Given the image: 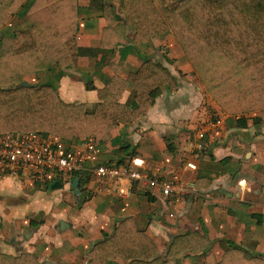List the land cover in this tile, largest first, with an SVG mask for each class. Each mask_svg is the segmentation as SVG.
I'll use <instances>...</instances> for the list:
<instances>
[{
  "label": "crops",
  "instance_id": "0c3cea01",
  "mask_svg": "<svg viewBox=\"0 0 264 264\" xmlns=\"http://www.w3.org/2000/svg\"><path fill=\"white\" fill-rule=\"evenodd\" d=\"M18 1L0 4V45L2 37L33 24L29 8L34 0H23L20 6ZM152 4L150 0H76V39L82 50L78 67L53 64L43 72L27 74L26 81L51 84L66 102L85 103L93 110L98 90L114 75L126 79L148 59L161 63L176 78V90L161 88L144 115L112 129L111 138L102 144V151L97 149V159L88 166L99 161L115 164L106 158V150L114 149L116 134L123 135L133 150L117 164L127 165L141 157L153 165V175L160 166L164 177L181 169L183 161L192 160L198 168L185 180L202 177L197 192L180 201L163 199L158 190L151 192L142 182L132 185L131 195L118 197L105 188L99 190L86 171L76 195L73 188H53L52 182L34 185L25 178L0 176V253L29 252L43 264H87L91 246L112 234L120 220L133 217L163 256L175 236L189 231L208 234L217 260L231 243L264 255V121H258L260 112H223L172 32H145L138 42L134 25L153 26ZM67 6L50 7L52 12L40 20L54 25L66 22L71 18ZM107 25L111 27L105 37L108 44L123 35L112 51L101 47ZM134 94L129 86L120 101L135 108ZM240 117L246 125H240ZM211 118L219 119V124L204 139H197L198 124ZM191 123L195 129H189ZM84 141L69 142L68 151L80 149ZM81 196L84 201L79 206ZM116 261L128 263L121 258ZM180 264L208 263L205 253H198L181 259Z\"/></svg>",
  "mask_w": 264,
  "mask_h": 264
},
{
  "label": "trees",
  "instance_id": "16d2710c",
  "mask_svg": "<svg viewBox=\"0 0 264 264\" xmlns=\"http://www.w3.org/2000/svg\"><path fill=\"white\" fill-rule=\"evenodd\" d=\"M22 1H18L19 6ZM150 1L153 26L135 24V39L140 41L145 32H172L223 112L243 115L259 111L258 121H264V0ZM59 3L68 4L70 19L55 25L40 20ZM29 15L33 20L29 29L1 39L0 135L36 132L68 142L93 137L100 145L111 138L112 129L144 115L161 88L176 90V78L168 68L150 59L126 79L114 75L98 90L99 101L93 110L85 103L66 102L48 83L21 86L27 74L43 72L53 64L77 68L82 52L76 39V0H34ZM110 28L107 25L103 29L101 47L112 51L123 35L108 44L105 37ZM129 86L134 89L135 108L120 101ZM238 120L246 125L244 117ZM201 179H195V186ZM80 199L79 206L84 201L83 196ZM210 246L207 233L189 231L175 236L163 256L152 237L138 228L133 217H127L116 224L112 234L91 246L87 264H118L117 258L127 264H180L181 259L198 253H205L208 264H264V255L235 243L217 260ZM0 264L43 263L34 254L23 252L0 253Z\"/></svg>",
  "mask_w": 264,
  "mask_h": 264
},
{
  "label": "built area",
  "instance_id": "2783aa9c",
  "mask_svg": "<svg viewBox=\"0 0 264 264\" xmlns=\"http://www.w3.org/2000/svg\"><path fill=\"white\" fill-rule=\"evenodd\" d=\"M219 119L211 118L198 124L195 132L197 139H204L207 132L219 124ZM69 142L43 133H9L0 135V176L11 175L25 178L32 184H53L60 181L62 186L72 188L75 177H83L86 171L97 180L98 189L115 192L118 197L131 195L133 184L146 183L149 191L158 190L163 199L180 201L190 193H196L195 181L185 180V175H193L197 164L192 160L183 161L181 169L164 177L161 167L148 166L141 157H134L127 165L96 162L97 147L93 137L85 139L80 149L68 151ZM130 183L131 187L125 186Z\"/></svg>",
  "mask_w": 264,
  "mask_h": 264
},
{
  "label": "rangeland",
  "instance_id": "374dc122",
  "mask_svg": "<svg viewBox=\"0 0 264 264\" xmlns=\"http://www.w3.org/2000/svg\"><path fill=\"white\" fill-rule=\"evenodd\" d=\"M188 126L190 130L195 129V125L193 123L189 124ZM113 140L115 142L114 149L113 150L110 149L108 151L106 150V154H107L106 158H111L112 163L117 164L118 160H120L121 158L122 159L127 158L128 155H130V153L133 150V147L129 145L128 141H126V138L123 135L117 136L116 134ZM122 145H124L125 147L121 148L120 146ZM98 149L102 151L103 145L102 144L98 145ZM90 179H91L90 182H93V185L97 184V180L94 177H90Z\"/></svg>",
  "mask_w": 264,
  "mask_h": 264
},
{
  "label": "water",
  "instance_id": "95a60500",
  "mask_svg": "<svg viewBox=\"0 0 264 264\" xmlns=\"http://www.w3.org/2000/svg\"><path fill=\"white\" fill-rule=\"evenodd\" d=\"M177 1L179 2L181 0H177ZM21 86H23V87H36V86H38V84L37 83H31V82H28V81H23L21 83ZM80 181H81V177H78V176L75 177L73 179V181H72V188L74 189V193L76 195H79L80 192H81L80 187H79L80 186ZM61 186H62V184H61L60 181H57V182H55L53 184V188H59Z\"/></svg>",
  "mask_w": 264,
  "mask_h": 264
}]
</instances>
